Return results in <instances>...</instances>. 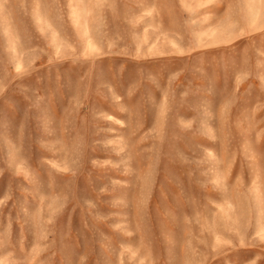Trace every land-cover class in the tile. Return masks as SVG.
<instances>
[{
	"label": "rangeland",
	"instance_id": "obj_1",
	"mask_svg": "<svg viewBox=\"0 0 264 264\" xmlns=\"http://www.w3.org/2000/svg\"><path fill=\"white\" fill-rule=\"evenodd\" d=\"M0 264H264V0H0Z\"/></svg>",
	"mask_w": 264,
	"mask_h": 264
}]
</instances>
